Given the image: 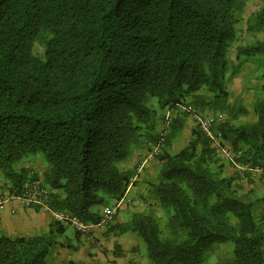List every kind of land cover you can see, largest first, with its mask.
<instances>
[{
	"label": "trees",
	"instance_id": "16d2710c",
	"mask_svg": "<svg viewBox=\"0 0 264 264\" xmlns=\"http://www.w3.org/2000/svg\"><path fill=\"white\" fill-rule=\"evenodd\" d=\"M261 2L258 30H264ZM238 6L239 0H0V166L11 192L20 194L32 181L11 166L41 153L49 165L41 180L51 191L49 206L99 224L135 176L118 163L140 139L158 138L154 99L162 110L188 103L226 113L217 128L223 144L241 152L242 165L263 166L264 86L250 110L230 103L228 81L240 63L256 59L264 78V40L237 46L238 65L231 59ZM38 41L42 55L34 51ZM249 111L254 121H241ZM179 114L148 184L166 224L134 213L109 232L136 233L148 264H203L227 243L232 258L217 264H264L260 201L245 198L224 175L201 130L180 151L168 150L186 116ZM64 233L58 221L44 234L0 233V264H50Z\"/></svg>",
	"mask_w": 264,
	"mask_h": 264
},
{
	"label": "crops",
	"instance_id": "0c3cea01",
	"mask_svg": "<svg viewBox=\"0 0 264 264\" xmlns=\"http://www.w3.org/2000/svg\"><path fill=\"white\" fill-rule=\"evenodd\" d=\"M167 109L163 110L156 119V132H158L161 127ZM179 115L182 116L181 114ZM176 116L177 115L174 117ZM194 130H198L195 123L188 115H184L183 137L187 136V143L193 138ZM148 154L149 148L147 140L140 139L139 142L132 146L127 158L119 162L120 170L123 172L135 173L134 179H136L133 185L128 188L125 197L121 200L119 209H121L123 204L126 207L128 203H141L145 207H150L154 206L157 202L156 198L146 189V185L148 186L149 183L155 180V168L158 166L159 162L156 159L148 160L142 171L138 173V167L147 160ZM221 165H223L224 175L233 179V185L235 188H238L240 194L250 201H260L257 211L264 213V164L261 167L254 168L247 166L246 170L238 169L228 162H225V164L221 162ZM21 171L22 169L18 171V173ZM12 187V181L0 183V195L6 200V202L0 206V233L8 237H26L47 233L50 224L54 222L53 216L42 208L28 207L22 204L20 200L13 197L11 192ZM148 210L149 209H146V211ZM134 213L144 212L136 210L133 211L132 214ZM126 221L127 220H118L117 223L121 224ZM110 228L111 225L110 227H97L89 236L82 235L73 228L75 231L74 241H70L69 239L60 241V246H65L70 252L74 251L68 254V258L64 260L72 259L90 264H148L145 255L142 256L137 250L134 251V249H132L133 243L135 242L132 236H128V233L115 236L109 232ZM102 233H105L106 236L104 237H106V239H108L110 235H113L115 240H117L114 250L105 255V259L95 255V253H99V249L96 247L95 243L97 242V237L100 239ZM129 240L133 242L130 243L129 246H126L125 243ZM52 256L53 257H49L50 264H52L51 260L55 257L54 254ZM60 262L54 261L53 264H59Z\"/></svg>",
	"mask_w": 264,
	"mask_h": 264
},
{
	"label": "rangeland",
	"instance_id": "374dc122",
	"mask_svg": "<svg viewBox=\"0 0 264 264\" xmlns=\"http://www.w3.org/2000/svg\"><path fill=\"white\" fill-rule=\"evenodd\" d=\"M261 5H262L261 0H239V6L237 7L235 12L236 18L238 19V24L236 25L238 29L237 30L238 38L230 51L231 59L236 65L239 64V62L235 60L236 57L235 52L237 46L254 44L256 42L264 40V30L263 29L258 30L256 28L254 21V14H256V12L259 10ZM34 51L38 55H42L44 53V47L40 41H38L35 44ZM238 66H239V72L234 77L230 78L228 81V90L231 93L230 103L241 104L242 106L250 110L252 107L253 100L259 95L261 96L262 94V87L264 86V78L262 77L263 69L260 67V63L256 59H248L244 61V63H240ZM151 107L157 110L158 115H160L163 112V110L158 107L157 99L153 100V104ZM224 114L226 115V120H227L228 116L226 113ZM176 115L178 116L179 113H177ZM253 119H255V117L251 112L249 113L248 116L244 118L243 117L240 118V120L243 122L253 121ZM180 131L181 132L171 140L172 142L170 146H168V150L171 153H176L180 151L183 147H185L188 144L187 136L183 137V132H184L183 119H182V125ZM165 148L167 149V146ZM216 153L219 159V164H221V162L222 164L228 162L226 159H224L221 156V154H219L218 152ZM158 166L155 168V172H157ZM48 167L49 165L44 155L39 153V154H29L23 157L21 160L14 163L11 166V169L15 173H18V171H20L21 169L22 171L25 170L27 176L31 180H42L43 174L48 169ZM118 167L120 168L119 163H118ZM25 181H29V180H25ZM1 182L8 183L10 182V180L5 175L3 169L0 166V183ZM146 189H148L147 185H146ZM2 198H3L2 195H0V199ZM134 204L128 203L126 207L123 204L121 209L117 210L115 216L112 219V222L108 226L110 227V225L112 226L114 224H118L117 223L118 220L121 221L129 220L132 216L133 211L136 210L152 214L158 220L159 225L161 227H163L166 224L167 218L165 217L164 212L160 209V206L158 205L157 202L155 203L154 206H150V207H145L141 203L135 205ZM146 209L149 210L146 211ZM74 235H75L74 229L70 225H66L65 233L62 236H60L58 240L65 241L66 239H69L70 241H74ZM127 235L132 236L133 239H135L132 249H134V251L137 250L139 253L142 254V256L145 255L146 257L147 251H146V244L144 243V241L136 233H128ZM104 236H106L105 233H102L100 235V239H98L97 237V242L95 244L96 247H98L99 249L98 251L99 253H95V255L101 256L102 258L105 259L106 258L105 255L111 253L112 250H114V246L117 243V240H115V237L113 235H110L108 239H106V237ZM132 240L127 241L125 245L129 246V244L134 241ZM73 252H70V250H68L65 246H57V248L52 253V255L54 254L55 257L52 260L51 259L50 260L52 264L54 261L60 262L64 259H67L68 254ZM232 254H233L232 243L215 246L214 250L206 255L203 264H217L220 261H227L232 258ZM52 255L51 257H53Z\"/></svg>",
	"mask_w": 264,
	"mask_h": 264
},
{
	"label": "built area",
	"instance_id": "2783aa9c",
	"mask_svg": "<svg viewBox=\"0 0 264 264\" xmlns=\"http://www.w3.org/2000/svg\"><path fill=\"white\" fill-rule=\"evenodd\" d=\"M177 113H184L188 115L193 120L196 127L202 131V134L211 141L212 147L215 148L224 159L238 169L246 170L247 166L242 165L239 161H237V159L241 156V152H235L231 147H229V145H224L221 134L218 132L219 130L217 128L220 124L226 121V115L219 111H202L199 108L194 107L192 104L186 103L177 104L175 107L167 109L163 117L161 127L158 131L157 140L147 143L149 148L148 158L138 167V173L142 171L148 160L155 159L165 149L167 134L169 133V128L173 123L174 116ZM135 180L136 179L133 178L129 188ZM50 194L51 191L48 188L41 186V180H32L31 183L22 187L20 194L13 193L12 195L17 200H20V202L25 206H37L46 210L53 216L54 221L61 222L64 225H70L78 233L85 236L91 235L93 230L97 227L108 226L121 206L120 201L115 206L105 207L102 213V220L99 224H86L77 217L68 213L53 210L48 204ZM5 202L6 200L4 198L0 199V206H2Z\"/></svg>",
	"mask_w": 264,
	"mask_h": 264
}]
</instances>
